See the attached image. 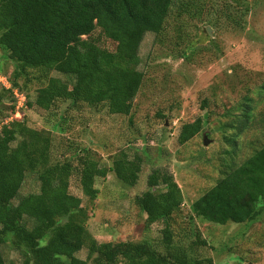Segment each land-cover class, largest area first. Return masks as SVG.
Wrapping results in <instances>:
<instances>
[{
    "label": "rangeland",
    "instance_id": "374dc122",
    "mask_svg": "<svg viewBox=\"0 0 264 264\" xmlns=\"http://www.w3.org/2000/svg\"><path fill=\"white\" fill-rule=\"evenodd\" d=\"M129 44L144 77L141 87L125 98L127 112L72 105V77L51 72L38 80L30 73L29 79H16L19 88L5 92L0 127L6 119L23 121L49 136L53 160H70L76 167L77 156L85 153L107 170L105 177L95 179L98 194L93 202L83 195L77 174L69 186V192L82 199L85 227L98 243L155 244L168 224L174 242L191 247L192 255L211 264H264V201L245 199V206L258 215L243 224L209 223L190 210L197 198L264 146V123L257 114L264 109V0H174L159 35L135 34ZM80 47L116 49L98 28L82 37ZM15 67L0 47V90L11 88ZM50 78H57L55 90L62 96L49 110L28 107L26 102H33L36 89ZM246 98L253 99L257 116L243 115ZM197 119L202 120L201 132L180 144L182 126ZM118 155L126 162L131 184L112 171ZM168 178L179 186L182 205L170 219L148 224L135 197L148 190L165 191ZM38 190L36 172H27L9 208L16 211L20 197ZM5 236L6 264H22L10 233ZM87 254L84 247L76 256L85 260Z\"/></svg>",
    "mask_w": 264,
    "mask_h": 264
},
{
    "label": "trees",
    "instance_id": "16d2710c",
    "mask_svg": "<svg viewBox=\"0 0 264 264\" xmlns=\"http://www.w3.org/2000/svg\"><path fill=\"white\" fill-rule=\"evenodd\" d=\"M173 2L0 0V47L16 65L11 88L1 87L0 103L5 92L19 88L17 78L29 79L30 73H34L32 79L41 80L56 72L72 77V105L106 106L112 114L127 112L130 105L125 98L141 87L144 77L136 68L137 58L130 53L129 40L143 32L159 35ZM96 28L115 44V51L80 47L82 37L91 35ZM57 81L50 78L47 85L37 88L34 101L26 105L49 110L62 96L55 90ZM252 102L251 98L245 99L246 118L250 114L257 116ZM10 113H15L13 106ZM257 114L260 123H264V109ZM17 120L6 119L0 127V264H6L2 246L7 242V232L20 251L22 264H88V261L91 264H211L192 255L191 247L185 249L174 242L168 224L155 244L98 243L85 227L87 214L82 199L71 194L69 186L70 178L77 174L83 195L93 202L98 194L95 179L105 177L107 170L85 153L77 156L76 167L70 160H53L49 136ZM201 129L200 119L183 125L179 143L189 141ZM112 171L122 182L132 183L120 155ZM27 172H36L39 190L20 197L17 210H11L9 205L18 197ZM165 184V191L148 190L135 197V204L146 214L148 224L170 219L182 205L179 186L171 178ZM242 191L246 192L245 197ZM245 199L254 203L258 199L264 201V146L197 198L190 210L195 217L209 223L243 224L258 215L253 208L245 206ZM199 243L205 242L199 240ZM84 247L88 249L85 260L76 256Z\"/></svg>",
    "mask_w": 264,
    "mask_h": 264
},
{
    "label": "water",
    "instance_id": "95a60500",
    "mask_svg": "<svg viewBox=\"0 0 264 264\" xmlns=\"http://www.w3.org/2000/svg\"><path fill=\"white\" fill-rule=\"evenodd\" d=\"M203 144L206 146L208 144V141L206 140V135H203Z\"/></svg>",
    "mask_w": 264,
    "mask_h": 264
},
{
    "label": "built area",
    "instance_id": "2783aa9c",
    "mask_svg": "<svg viewBox=\"0 0 264 264\" xmlns=\"http://www.w3.org/2000/svg\"><path fill=\"white\" fill-rule=\"evenodd\" d=\"M1 81V80H0ZM2 82V81H1ZM5 85V84H4Z\"/></svg>",
    "mask_w": 264,
    "mask_h": 264
}]
</instances>
